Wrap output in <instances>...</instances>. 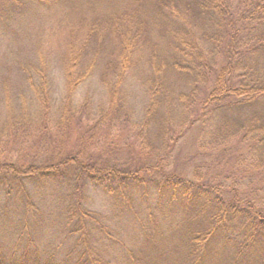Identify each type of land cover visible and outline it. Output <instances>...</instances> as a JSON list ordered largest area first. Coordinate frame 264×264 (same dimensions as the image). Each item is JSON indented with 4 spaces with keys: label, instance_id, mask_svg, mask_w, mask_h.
Listing matches in <instances>:
<instances>
[{
    "label": "trees",
    "instance_id": "16d2710c",
    "mask_svg": "<svg viewBox=\"0 0 264 264\" xmlns=\"http://www.w3.org/2000/svg\"><path fill=\"white\" fill-rule=\"evenodd\" d=\"M28 18L45 23L20 64L17 103L0 81V191L32 210L27 185L61 180L65 233L45 252L22 240L39 223L17 218L0 235V264H264V0H0L3 33ZM133 71L147 86L140 120L126 94ZM92 78L103 100L76 104ZM190 131L193 153L173 161ZM30 135L29 147L53 138L44 158L22 153ZM118 150L127 157L111 159ZM89 185L138 217L151 196L131 245L87 208Z\"/></svg>",
    "mask_w": 264,
    "mask_h": 264
},
{
    "label": "rangeland",
    "instance_id": "374dc122",
    "mask_svg": "<svg viewBox=\"0 0 264 264\" xmlns=\"http://www.w3.org/2000/svg\"><path fill=\"white\" fill-rule=\"evenodd\" d=\"M23 22L17 23L13 19H10L7 22V31L3 33L4 29H0V81L3 77H9L8 80L11 82L12 92L16 95L19 91H22L21 88H25L23 83V76L20 64L24 62V59L27 56H31L32 47L35 43V35L40 30V27L45 23V19H27L22 20ZM25 21V22H24ZM19 24V25H18ZM19 26V28L17 27ZM14 29V31H9ZM60 40H57L56 43H59ZM259 63L264 66V55L260 57ZM49 77L51 79V90L52 97L56 100H59L62 91V72L61 69L55 64H51L49 70ZM181 82V80L178 78ZM178 85V84H176ZM127 95H128V107L134 110L135 114H138L135 119L140 120L142 118V108L144 107L146 101V89L147 86L144 84V78L141 74L136 71L130 75L127 80ZM180 86V85H179ZM2 85L0 86V104L2 102L3 90ZM24 93V92H23ZM25 94V93H24ZM26 96V94H25ZM104 89L99 84L96 78H92L83 83L77 90L75 95L76 104L80 103L85 97L93 100V105L96 107L98 103L103 100ZM27 97V96H26ZM17 103V102H16ZM262 105L259 107L262 109L264 106V101L261 102ZM195 131H190L185 140L182 142L177 152H175L174 160L176 153L180 154L178 157L180 159L188 160L189 156L193 153V138ZM52 136L51 134H49ZM124 140L126 137H123ZM32 135L28 137V145L20 144L22 141L20 138L17 140L19 143L14 149L16 151L19 147V144L22 145V153H38L40 158L45 157L44 149L46 145L48 148L54 147L53 138L46 136L41 139V145L30 146V141ZM124 142L120 139L119 144L122 145ZM98 144L97 146H99ZM117 146V145H116ZM119 147V146H117ZM95 148V147H93ZM91 147V150L93 149ZM13 151V149H11ZM100 151H95L92 153H98ZM106 152L105 146L102 144V152ZM32 153V154H33ZM113 156L110 155L111 159L122 160L127 157V152L124 150H118L116 152L110 151ZM13 154V152H12ZM18 154V152H17ZM182 165L181 163H178ZM184 165V164H183ZM27 189L30 195V202L35 207V209H30L24 211L23 201L20 199L13 198L12 200L7 201L5 194L0 191V235L7 234V230L13 226L17 218L27 217V220L30 223H39L37 225L38 229L35 231L31 229L24 233V242H27L30 239L34 240V243L37 244L43 251L52 252L55 248H62V236L65 233L64 226V216L66 212V206L68 203V194L69 190L67 184L61 180H53L46 184H33L27 185ZM141 192V191H140ZM139 192V194H140ZM86 206L88 209L97 212L102 221V216L104 217L105 224L115 229L114 236L119 239V243H123L127 246L131 245L134 241L136 231L138 228V222L141 218L145 217V207L150 205L152 207L151 196H149L144 201L143 207L139 210L138 216L135 214H126L125 212H113L112 207L109 205V198L101 193L99 190H96L92 186H88L86 191ZM114 216L112 221L110 217ZM108 217V219H107ZM14 241L13 238H5V243L12 244Z\"/></svg>",
    "mask_w": 264,
    "mask_h": 264
}]
</instances>
